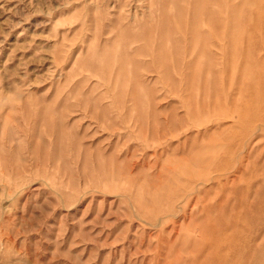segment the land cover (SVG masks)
I'll use <instances>...</instances> for the list:
<instances>
[{"label": "rangeland", "instance_id": "1", "mask_svg": "<svg viewBox=\"0 0 264 264\" xmlns=\"http://www.w3.org/2000/svg\"><path fill=\"white\" fill-rule=\"evenodd\" d=\"M0 264H264V0H0Z\"/></svg>", "mask_w": 264, "mask_h": 264}]
</instances>
